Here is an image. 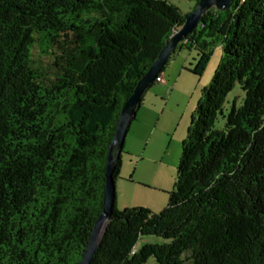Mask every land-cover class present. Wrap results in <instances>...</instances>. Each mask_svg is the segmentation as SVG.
Segmentation results:
<instances>
[{"label": "trees", "instance_id": "obj_1", "mask_svg": "<svg viewBox=\"0 0 264 264\" xmlns=\"http://www.w3.org/2000/svg\"><path fill=\"white\" fill-rule=\"evenodd\" d=\"M187 15L164 0H0V264L81 262L120 112ZM218 45L169 203L114 207L92 264H264V0L210 10L177 50L199 52L200 76Z\"/></svg>", "mask_w": 264, "mask_h": 264}, {"label": "rangeland", "instance_id": "obj_2", "mask_svg": "<svg viewBox=\"0 0 264 264\" xmlns=\"http://www.w3.org/2000/svg\"><path fill=\"white\" fill-rule=\"evenodd\" d=\"M164 1L178 7L183 16L196 5L192 0ZM211 50L208 67L200 76L193 74L199 52L191 48L176 50L164 68L165 85L156 83L142 98L120 157L122 168L116 179L114 204L118 211L141 207L158 214L169 203L192 116L221 63V46H213ZM239 86L228 94L226 115L233 102L240 106L244 101L245 93ZM223 124L220 117L219 125ZM150 242L160 241L145 237L138 246ZM147 264H156L155 259L151 258Z\"/></svg>", "mask_w": 264, "mask_h": 264}, {"label": "water", "instance_id": "obj_3", "mask_svg": "<svg viewBox=\"0 0 264 264\" xmlns=\"http://www.w3.org/2000/svg\"><path fill=\"white\" fill-rule=\"evenodd\" d=\"M235 1L236 0H200L196 4V9L188 13L186 21L182 27L174 31V33L166 40L164 48L158 54L151 68H149L147 73L143 75L137 83L133 95L125 102L122 112H120L115 135L113 141H111L107 156L103 211L95 222L89 245H87L83 259H81L79 264H92V260H94L100 245H102V240L108 224L111 221L116 201V180L114 178V172L116 171L117 163L122 156L128 130L136 117L142 98H144V95H146L151 85L157 81L160 72L166 68L172 54L177 50L180 43L202 24L203 15L212 9L228 12L231 10Z\"/></svg>", "mask_w": 264, "mask_h": 264}, {"label": "crops", "instance_id": "obj_4", "mask_svg": "<svg viewBox=\"0 0 264 264\" xmlns=\"http://www.w3.org/2000/svg\"><path fill=\"white\" fill-rule=\"evenodd\" d=\"M162 79H163V82L160 83V82H157V83H160L161 85H165L166 81H165V78L162 76ZM134 122V121H133ZM122 168V167H121Z\"/></svg>", "mask_w": 264, "mask_h": 264}, {"label": "built area", "instance_id": "obj_5", "mask_svg": "<svg viewBox=\"0 0 264 264\" xmlns=\"http://www.w3.org/2000/svg\"><path fill=\"white\" fill-rule=\"evenodd\" d=\"M157 82H160V83H162V82H163V79H162V77H158V78H157Z\"/></svg>", "mask_w": 264, "mask_h": 264}]
</instances>
